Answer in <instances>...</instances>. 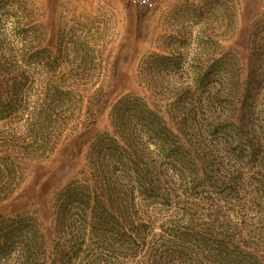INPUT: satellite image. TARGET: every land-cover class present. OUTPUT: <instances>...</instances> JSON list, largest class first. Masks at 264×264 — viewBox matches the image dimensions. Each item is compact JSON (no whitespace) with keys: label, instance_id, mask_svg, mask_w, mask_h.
<instances>
[{"label":"rangeland","instance_id":"obj_1","mask_svg":"<svg viewBox=\"0 0 264 264\" xmlns=\"http://www.w3.org/2000/svg\"><path fill=\"white\" fill-rule=\"evenodd\" d=\"M261 11L264 0H0L6 63L44 62L43 49L60 45L76 55L67 66L96 72L87 94L96 87L95 108L103 105L28 163L0 215L27 216L53 239L52 195L83 174L112 104L134 93L173 129L146 126L132 143L140 232L118 234L98 212L85 243L63 251L66 264H264Z\"/></svg>","mask_w":264,"mask_h":264},{"label":"trees","instance_id":"obj_2","mask_svg":"<svg viewBox=\"0 0 264 264\" xmlns=\"http://www.w3.org/2000/svg\"><path fill=\"white\" fill-rule=\"evenodd\" d=\"M252 28L258 29L256 23ZM43 54L44 62H34L36 69L31 64L8 65L0 55V200L19 186L29 162L47 156L72 128L93 123L103 107L99 103L95 108V101H101L93 100L96 87L87 94L97 75L94 70L67 66L65 59L76 55L65 56L60 45L44 48ZM30 56L36 59L40 53ZM108 115L107 127L89 145L87 169L51 197L53 239L46 241L27 216L0 215V259L13 264H66L69 259H64L63 251L85 243L98 212L106 215L116 233H138L139 222L131 209L140 172L132 143L138 144L146 126L154 130L160 126L172 135L173 129L134 93L121 95Z\"/></svg>","mask_w":264,"mask_h":264},{"label":"built area","instance_id":"obj_3","mask_svg":"<svg viewBox=\"0 0 264 264\" xmlns=\"http://www.w3.org/2000/svg\"><path fill=\"white\" fill-rule=\"evenodd\" d=\"M129 4L136 6H152L160 0H125Z\"/></svg>","mask_w":264,"mask_h":264}]
</instances>
